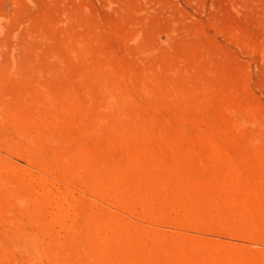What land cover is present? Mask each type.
I'll return each mask as SVG.
<instances>
[{
  "label": "rangeland",
  "instance_id": "1",
  "mask_svg": "<svg viewBox=\"0 0 264 264\" xmlns=\"http://www.w3.org/2000/svg\"><path fill=\"white\" fill-rule=\"evenodd\" d=\"M0 98V264H264V0H0Z\"/></svg>",
  "mask_w": 264,
  "mask_h": 264
},
{
  "label": "bare ground",
  "instance_id": "2",
  "mask_svg": "<svg viewBox=\"0 0 264 264\" xmlns=\"http://www.w3.org/2000/svg\"><path fill=\"white\" fill-rule=\"evenodd\" d=\"M1 99V98H0ZM10 139V138H9ZM10 141V140H9ZM11 146V145H10ZM67 164V163H66ZM3 170V169H2ZM5 170V169H4ZM11 170V169H10ZM7 171V170H6ZM3 172V171H2ZM12 172H13V170H12ZM10 173V172H9ZM1 174V173H0ZM16 182V181H15ZM10 192H11V190H10ZM27 208V207H26ZM23 210V209H22ZM40 215V214H39ZM57 217V216H56ZM59 220V219H58ZM58 222V221H57ZM94 250V249H93ZM6 256V255H5Z\"/></svg>",
  "mask_w": 264,
  "mask_h": 264
}]
</instances>
